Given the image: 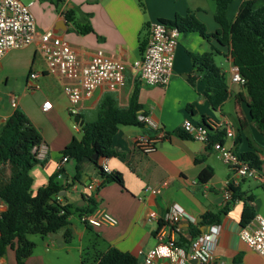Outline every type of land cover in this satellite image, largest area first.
Listing matches in <instances>:
<instances>
[{"label": "crops", "instance_id": "obj_1", "mask_svg": "<svg viewBox=\"0 0 264 264\" xmlns=\"http://www.w3.org/2000/svg\"><path fill=\"white\" fill-rule=\"evenodd\" d=\"M21 1L31 3L38 29L50 30L62 37L82 61L87 62L97 50H101L125 64V85L119 91L109 92L105 85H100L90 97L79 103L77 115L82 124L96 118L98 104L106 93H112L117 106L125 108L131 92L137 89L141 112L157 121L165 131V137L146 154L134 146L133 140L137 135H153L155 131L147 126L120 124L112 138L116 155L100 157L98 166L106 173L119 172L123 186L110 182L85 189L100 176L98 167L84 159L79 163V182L60 192L65 197L59 196V201L78 206L86 204L83 195L91 197L97 201L95 210H105L116 219L114 226L83 224L84 229L69 219L73 235L80 240L90 229L101 241L103 247L94 249L97 252L93 257L112 246L142 261V254L156 244L154 231L159 220L173 203H177L196 220V223L187 219L180 221L177 240L186 238L190 241V228L197 226L201 231L203 225L200 226L199 222L205 215L213 214L218 221L205 226L220 225L214 247L216 263L264 264V255L246 246L239 238L245 206L254 216L260 214L264 217V186L251 177L234 179L233 169L217 157L209 142L176 133L181 131L186 119L193 123H201L203 119L207 123L229 122L234 137L228 138L222 132V143L234 152L254 150L261 161L257 169L264 175V132L249 118L241 98H246L243 87L230 81L232 63L228 48L214 36L204 38L194 31H180L172 76L166 86L146 84L132 67L145 50L149 25L153 21L172 20L176 15L191 12L205 26L207 33L218 31L220 25L214 18L215 0H63L59 6L46 0ZM253 1L255 7L264 3V0ZM240 3L241 0H233L229 5V21H234ZM68 10H72L73 20L66 18ZM85 25L92 31L80 32V27ZM208 53L212 54L214 63L224 75L229 90L227 100L215 109L204 95L203 71L193 66L190 56ZM31 72H37L38 76L29 78ZM67 81L47 70L41 52L33 45L10 49L0 58V86L9 85L17 99L16 106L0 118V124L14 108H19L41 133L43 157L38 159L42 163L30 171L33 193L45 185L59 167L63 169L61 178L57 179L61 184L69 183L74 176L73 160L61 163L62 149L74 137L79 139L82 135L80 125L74 126L76 123L68 111L69 101L62 89ZM46 100L51 102V108L43 111L41 106ZM227 180H230L228 184ZM162 181L168 184L161 193L145 191L146 185L158 186ZM227 191L231 195L229 200L224 198ZM69 193L78 194L79 198L74 199ZM151 212L156 214L155 220H148Z\"/></svg>", "mask_w": 264, "mask_h": 264}, {"label": "trees", "instance_id": "obj_2", "mask_svg": "<svg viewBox=\"0 0 264 264\" xmlns=\"http://www.w3.org/2000/svg\"><path fill=\"white\" fill-rule=\"evenodd\" d=\"M46 1L56 6L63 3V0ZM232 1L215 0L214 18L220 25L215 33H207L205 26L191 12L183 16L176 15L172 20L161 21L182 32L194 31L204 38L214 36L228 48L231 63L237 67L244 79L242 87L246 98H241L246 104L249 118L264 132V3L255 7L253 0H241L236 17L231 22L227 18V11ZM65 16L68 20H73L72 10H68ZM79 31L86 33L92 29L85 25ZM190 56L193 66L203 71L204 95L207 101L214 109L219 107L229 96L224 75L214 63L212 54ZM137 95V89H133L128 105L120 108L113 94L106 93L98 104L96 118L84 122L80 126L81 137H74L61 151L62 156L73 160L72 180L61 184L57 179L61 178L63 169L59 167L35 193L32 192L30 171L33 166L42 163L33 152V148L41 143L40 131L19 108H14L0 124V198L6 204V210L0 217V257L11 249L14 251L15 264H25L34 246L27 237L29 234L46 235L63 230L65 242L70 241L73 232L69 219L73 211L81 216L94 212L97 207L95 199L86 198L84 195L82 198L86 204L82 206L58 199L59 196L65 197L60 192L79 182V163L82 160L87 159L98 167L103 184L115 182L123 186L121 174L117 171L106 173L98 166V161L100 157L116 155L112 148V138L120 124L145 126L137 120V114L141 112ZM201 124L208 127L204 119ZM208 129L210 144L214 141L222 142V131L212 130L210 127ZM176 133L181 137L188 136L182 128ZM95 152L97 158L91 160L90 157ZM235 153L249 165L260 167L261 161L254 150ZM253 217L252 211L245 206L240 220L241 226L246 225ZM203 218L199 222L200 226L218 221V217L213 214H207ZM200 232V227L194 226L190 228L189 235L194 237ZM189 242L186 238L177 240V244L185 249H188ZM92 264H140V261L131 253L110 246L92 257Z\"/></svg>", "mask_w": 264, "mask_h": 264}, {"label": "built area", "instance_id": "obj_3", "mask_svg": "<svg viewBox=\"0 0 264 264\" xmlns=\"http://www.w3.org/2000/svg\"><path fill=\"white\" fill-rule=\"evenodd\" d=\"M29 4L21 0H0V58L10 49L22 48L33 45L41 52L47 70L56 73L68 81L64 82L62 89L69 101V113L74 116L78 113L79 103L90 97L93 91L100 85H105L109 92H117L125 85V64L122 60L97 50L94 55L84 62L79 59L71 47L59 35L50 30L37 28L34 16ZM180 30L169 26L162 21H153L149 25L148 41L142 56L136 59L132 67L140 74L142 80L148 85L166 86L172 76L175 49L178 43ZM230 81L242 86L244 79L233 64L230 67ZM29 78L35 79L37 72H31ZM11 106L17 104L16 97H9ZM43 111L51 108V102L46 100L41 106ZM137 120L155 131V134L137 135L133 144L143 153H150L155 149L156 142L165 137V131L149 115L138 112ZM212 130H219L228 138L234 137L233 126L229 122H208ZM75 127L77 124L74 125ZM201 123H193L186 119L181 128L191 138L208 143L209 129ZM217 157L234 171V179L251 177L257 179L264 186V175L259 173L256 167L241 160L229 146L220 141L212 144ZM41 145L33 148L37 158L43 157ZM68 161L67 156H62L61 163ZM101 178L94 179L86 185L85 189H94L101 186ZM230 180L226 181L228 184ZM167 181H162L158 186L146 185L145 191L151 194H159L167 186ZM231 197L227 191L225 200ZM6 210L5 202L0 198V217ZM80 221L85 225L98 227L101 224L114 226L116 219L105 210L97 209L92 213L82 214ZM156 214L149 213L148 220H155ZM187 219L196 223L193 216L187 213L177 203L170 206L168 212L159 220L154 231L156 244L147 249L142 255L140 264H225L215 262L214 247L220 231V225L213 223L205 231L191 237L188 249L177 244L179 223ZM239 238L246 246L264 255V217L256 214L246 225L239 230ZM0 264H5L0 257Z\"/></svg>", "mask_w": 264, "mask_h": 264}, {"label": "rangeland", "instance_id": "obj_4", "mask_svg": "<svg viewBox=\"0 0 264 264\" xmlns=\"http://www.w3.org/2000/svg\"><path fill=\"white\" fill-rule=\"evenodd\" d=\"M11 94L15 95L9 85L0 86V118L13 109L9 100ZM69 195H73L74 199L79 198L78 194L69 193ZM70 218L71 222L84 229V223L79 220L76 213H72ZM27 237L34 243L28 264H92L93 254L97 252H94V249L103 247L97 235L90 229H87L81 240L77 235H73L69 242H65L63 232L60 230L46 235L29 234ZM2 259L5 264H15L14 251L8 249Z\"/></svg>", "mask_w": 264, "mask_h": 264}, {"label": "water", "instance_id": "obj_5", "mask_svg": "<svg viewBox=\"0 0 264 264\" xmlns=\"http://www.w3.org/2000/svg\"><path fill=\"white\" fill-rule=\"evenodd\" d=\"M73 121H74V123H76L77 125H80V126L82 125V122H83V121L80 120V116L77 115V114L73 116ZM96 158H97V153L95 152L93 155H91L90 159L91 160H95ZM205 230H206V226L203 225L201 231L203 232ZM189 238L191 239V236ZM194 262H196V261L195 260H191L190 261V263H194Z\"/></svg>", "mask_w": 264, "mask_h": 264}]
</instances>
